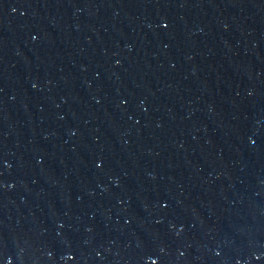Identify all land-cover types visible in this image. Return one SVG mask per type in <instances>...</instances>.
I'll return each mask as SVG.
<instances>
[{
    "label": "water",
    "instance_id": "95a60500",
    "mask_svg": "<svg viewBox=\"0 0 264 264\" xmlns=\"http://www.w3.org/2000/svg\"><path fill=\"white\" fill-rule=\"evenodd\" d=\"M0 264H264V0H0Z\"/></svg>",
    "mask_w": 264,
    "mask_h": 264
}]
</instances>
